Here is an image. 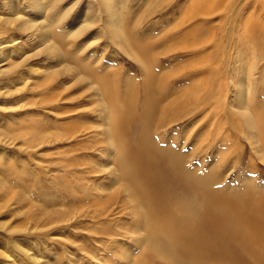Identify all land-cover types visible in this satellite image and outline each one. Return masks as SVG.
Instances as JSON below:
<instances>
[{
	"label": "rangeland",
	"instance_id": "374dc122",
	"mask_svg": "<svg viewBox=\"0 0 264 264\" xmlns=\"http://www.w3.org/2000/svg\"><path fill=\"white\" fill-rule=\"evenodd\" d=\"M12 1L0 0V264L137 263L141 209L109 168L95 74L142 102L151 71L160 104L174 103L153 140L215 188L264 197V147L231 88L246 77L248 109L264 117V0H111L115 27L102 0H43L42 12Z\"/></svg>",
	"mask_w": 264,
	"mask_h": 264
},
{
	"label": "bare ground",
	"instance_id": "6f19581e",
	"mask_svg": "<svg viewBox=\"0 0 264 264\" xmlns=\"http://www.w3.org/2000/svg\"><path fill=\"white\" fill-rule=\"evenodd\" d=\"M102 2L109 16V26L115 27L113 2ZM200 5L202 3L197 2L195 7L199 9ZM42 6L43 0L33 2L37 12L43 11ZM29 26L32 30L41 27L44 34V23L41 26L37 20H32ZM194 26L190 36L187 35L192 40L197 38L196 32L205 31L201 24ZM196 27L201 30L196 31ZM146 48L144 46V50L138 53V61L145 72L150 61ZM65 68L70 67L66 65ZM84 68L88 73L93 72L88 66ZM148 72L141 103L131 88L130 94L112 89L107 77L94 73L93 77L104 78V83H92L100 87L103 103L109 104L104 106L111 146L110 162H113L109 168L115 172L114 178L127 193L125 196L135 204L134 210L141 209L137 211L144 224L139 229L143 230L142 248L135 264H157V259L165 264H264L263 195L257 197L251 189L232 194L215 188L219 184L216 175H202L191 170L185 154L173 147L162 148L153 140V133L164 127V119L160 118L172 111L174 103L169 106L160 104L161 98L156 92L163 88V84L154 86L149 81L152 76ZM245 79L242 77L235 86L231 85L236 113L250 129L258 131L264 147L263 113L260 112L257 119L248 109ZM178 117H172V121H177ZM248 138L253 146L256 134ZM258 153L261 155L262 150L259 149Z\"/></svg>",
	"mask_w": 264,
	"mask_h": 264
}]
</instances>
